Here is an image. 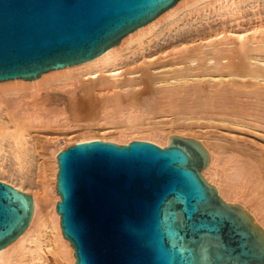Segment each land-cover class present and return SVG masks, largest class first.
Here are the masks:
<instances>
[{"label":"bare ground","instance_id":"6f19581e","mask_svg":"<svg viewBox=\"0 0 264 264\" xmlns=\"http://www.w3.org/2000/svg\"><path fill=\"white\" fill-rule=\"evenodd\" d=\"M170 134L202 143V177L264 231V0H177L89 60L0 80V180L32 198L0 264H74L55 210L60 150Z\"/></svg>","mask_w":264,"mask_h":264},{"label":"water","instance_id":"95a60500","mask_svg":"<svg viewBox=\"0 0 264 264\" xmlns=\"http://www.w3.org/2000/svg\"><path fill=\"white\" fill-rule=\"evenodd\" d=\"M177 0H0V80L89 60ZM76 142L57 155L55 210L74 264H264V231L200 174L199 140ZM32 198L0 180V248Z\"/></svg>","mask_w":264,"mask_h":264},{"label":"rangeland","instance_id":"374dc122","mask_svg":"<svg viewBox=\"0 0 264 264\" xmlns=\"http://www.w3.org/2000/svg\"><path fill=\"white\" fill-rule=\"evenodd\" d=\"M147 101H149V103L152 102L151 100H147ZM56 103L58 104V102H56ZM59 103H60V102H59ZM147 103H148V102H147ZM143 140H145V139H143Z\"/></svg>","mask_w":264,"mask_h":264}]
</instances>
